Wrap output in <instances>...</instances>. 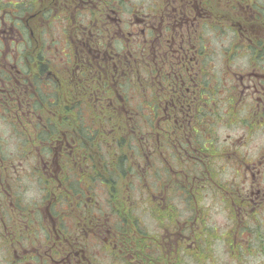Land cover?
Returning a JSON list of instances; mask_svg holds the SVG:
<instances>
[{
    "label": "flooded vegetation",
    "instance_id": "flooded-vegetation-1",
    "mask_svg": "<svg viewBox=\"0 0 264 264\" xmlns=\"http://www.w3.org/2000/svg\"><path fill=\"white\" fill-rule=\"evenodd\" d=\"M0 264H264V0H0Z\"/></svg>",
    "mask_w": 264,
    "mask_h": 264
}]
</instances>
